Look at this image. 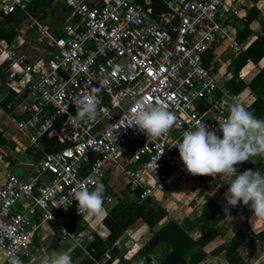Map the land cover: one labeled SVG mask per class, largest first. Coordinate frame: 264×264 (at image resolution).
I'll return each instance as SVG.
<instances>
[{
  "label": "built area",
  "instance_id": "1",
  "mask_svg": "<svg viewBox=\"0 0 264 264\" xmlns=\"http://www.w3.org/2000/svg\"><path fill=\"white\" fill-rule=\"evenodd\" d=\"M28 1L0 0V18ZM52 1L68 10L62 27L50 31L39 19L28 25L41 39L45 58L24 57L20 35L0 52L7 86L20 97L9 120L29 145L47 137L62 145L30 162L23 176L0 171L1 262L10 252L29 258L31 238L50 221L57 225L58 240L68 241L73 234L66 218L82 216L75 200L69 204L72 190L84 184L92 190L90 181L108 167L138 191V202L156 198L172 173L184 171L172 146L184 131L205 123L220 135L219 124L226 119L217 101L200 108L218 83L202 53L224 40L240 50L228 33L229 0H160L165 10L156 14L137 0ZM102 81L100 108L108 115L102 112L94 123L66 124L75 115L76 100ZM137 102L164 103L178 126L158 139L132 127L115 129ZM111 200L103 194V210Z\"/></svg>",
  "mask_w": 264,
  "mask_h": 264
},
{
  "label": "crops",
  "instance_id": "2",
  "mask_svg": "<svg viewBox=\"0 0 264 264\" xmlns=\"http://www.w3.org/2000/svg\"><path fill=\"white\" fill-rule=\"evenodd\" d=\"M227 1L228 0H225L226 3ZM49 3L51 4V1L46 3V5L43 7L44 10L42 8L37 16L26 13V19L24 21L27 22V31L34 32V34L38 36L34 29L29 28L28 25L31 22V19H39L42 23L44 19H47L46 15H48L49 12H45V10H47L46 6L49 5ZM229 3V9L231 8V10H229L227 14V25L229 28L228 33L232 40L238 46H240V50L237 52L234 51V49L229 45V42L227 40H224L215 45L214 48L205 50L201 55L204 66L210 67L213 70L218 83L217 89L200 104V108L204 109L210 104H213L215 101H217L219 105L224 107L225 118L228 115L227 106L230 103H241L247 107L257 97L256 94L246 86V84L264 67V53L258 59H256V62H254L252 59L256 57L257 53L250 54L246 56L244 63L241 65V67H239L236 73L235 81L243 82L245 84L244 88L239 92H231L224 85L225 81L232 77L231 61L234 59V57L241 53H244L246 49H249L251 47V43L257 38V36L264 35V0H229ZM60 7V10H62V6ZM253 9L256 15L255 17H252V19H250V21H248V23L246 24L247 32L242 37L241 31L245 27L243 18L246 14L253 15ZM21 10H25V6ZM43 25L50 31L60 28L58 27V20L56 19L51 20L50 18H48L47 23H43ZM19 28L20 25L18 29ZM18 29L17 35H19ZM16 36L11 41L14 44L16 42ZM25 37V34L20 35V39H22L20 49L22 48L23 39ZM37 39L39 42V46H41V42L39 41L41 39L39 38V36L37 37ZM1 44L2 43H0V45ZM5 46L6 45H4L3 48H5ZM255 49L257 48L252 47L251 50ZM26 58L29 57L26 56ZM262 74L264 75V72H262ZM262 84H264V76L262 77ZM261 87L262 86L260 85L257 89ZM3 95L4 92L0 95V98L3 97ZM258 97H260V99H263L262 95H259ZM8 114L9 112H7L6 109L0 105V171L10 170L11 167L15 164H29L30 162L34 161V150L40 147V141L38 146L29 145L28 141L20 131L19 132L25 141H23L22 137L20 138L18 135L13 136V134H11L12 129L9 127V124L12 126H14V124L9 120ZM258 118L264 119V113ZM18 141L19 143L24 142V145L20 146L18 144ZM9 146L12 150H14L15 153H19L23 150L25 156H28V159L18 160L17 158H14L15 155L12 154L13 152L10 150ZM261 160L264 163V157L256 156L251 158V160L249 161H245L243 165L247 164V162L256 163ZM239 168L241 169V166L238 165V169ZM25 173L26 171L23 173V175ZM179 173H183V175H185L190 181L189 185L185 187V190L188 192L185 193V198L187 199L184 200L185 209L181 210V206L179 204H174L170 199L162 195V192H164L163 183L162 186H159L158 191L155 194L156 198H150L151 200L157 202L166 211V215L157 223L155 228L166 222L168 219H173L191 238H196L199 234V227L202 222L195 225L193 223V219L197 214L200 213L203 197L205 195L209 196L215 201L218 206L217 211L208 221V224L216 230L217 234L202 247V249L205 251V256L197 264H226L222 257L223 251L214 253L211 252V250L220 244H226L238 228H243L244 230L252 231L253 233L261 230L264 227V219L256 217L251 212L250 207H248L244 213L236 216H232L229 213L232 218L225 214L223 209L224 207H227V205L224 200V194L227 191L228 185L222 178L220 179L219 176H193L187 173L185 170ZM115 177L121 178L118 172L108 167L105 169V172L99 179V181L102 182L105 186L104 194H110L112 196L111 202L108 204V206H106L104 210H102L95 216H76L70 214L66 218L65 226L67 227L68 223H72L71 229H69L68 227L67 228L70 232H72L73 236L66 242H60L58 240V236L56 233L57 226L55 222L50 221L46 224L41 225L40 229L31 238L30 243L28 244V250L31 255L29 258H25L22 256V264H38L39 258L44 254H55L56 252L67 251L71 255L75 248L79 249L80 253L73 259V264H78L86 257L91 258V255L85 249V246L88 242L93 240L94 235L98 236L101 240H104L107 236L108 230L105 228L101 221L102 217L106 214V211L114 204V202H116L118 199H122V197L124 196L137 201L138 191L129 189L127 185L126 193L120 191L119 189H121L122 187H119L116 184V180H114ZM220 177L223 176L221 175ZM228 179L230 178H227V180ZM116 185L117 188L116 190H114L113 188L116 187ZM192 185L195 186V189L192 187ZM135 191H137V194H135ZM174 195L178 197L180 195L179 191L176 190V193H174ZM172 209H177L176 211L178 212L176 216L169 214ZM54 226H56V229L54 228ZM155 228L148 227L140 218H137L123 231V233H121L118 238H116L112 242V247H114L113 253L115 255L110 256L108 254V250H105L104 253L93 259L94 264H125L119 258H122L123 260L129 259L131 255L137 249H139L142 244L150 237ZM77 238H81L79 244L76 243ZM196 248L197 246L193 247L192 250ZM169 249L170 247L166 244L157 245L149 254L150 261L148 264H159V257L164 251H168ZM39 250H41L42 254L38 252ZM263 250L264 243H258L256 245L255 254L252 259L249 260L248 264H253L254 261L257 260V255L261 254V251ZM190 252L191 251L185 253L186 260L188 259ZM35 253L36 256H34ZM240 254L243 255L241 252ZM0 264H7V262L0 261Z\"/></svg>",
  "mask_w": 264,
  "mask_h": 264
},
{
  "label": "clouds",
  "instance_id": "3",
  "mask_svg": "<svg viewBox=\"0 0 264 264\" xmlns=\"http://www.w3.org/2000/svg\"><path fill=\"white\" fill-rule=\"evenodd\" d=\"M104 87L105 82L102 81L99 87L93 88L92 94L77 99L75 115H69L66 124L80 126L85 122L94 123L102 112L107 116V111L100 108L99 93ZM227 111L226 119L219 124L220 135L215 129L209 130L205 123H199L184 131L182 139L172 146L178 149L187 173L231 178L224 194L227 207L223 209L230 218V208L242 204L249 206L256 217L264 219V174L259 170L246 169L240 172L238 169L239 164L253 157H264V119L257 118L249 107L241 103H230ZM125 121L115 129L132 127L153 139L167 137L178 126L176 115L162 102H137ZM162 154L163 150L159 157ZM90 183L94 185L92 190L84 184L74 188L70 194L69 204L75 200L80 215L95 216L103 210L105 186L95 179ZM7 264H22L21 257L10 252ZM38 264H73V260L67 251L56 252L42 255Z\"/></svg>",
  "mask_w": 264,
  "mask_h": 264
},
{
  "label": "trees",
  "instance_id": "4",
  "mask_svg": "<svg viewBox=\"0 0 264 264\" xmlns=\"http://www.w3.org/2000/svg\"><path fill=\"white\" fill-rule=\"evenodd\" d=\"M49 1L52 2V0H31L25 4V10H21L19 7L14 6L10 13L3 15L0 18L1 45L4 46L9 44L17 35L19 25L26 19V13L37 16L40 10H42L39 9V6L46 5ZM137 1L144 6H149L152 10V14L165 10V6L160 0H147L148 2H145V0ZM253 12V15L246 14L243 18L245 27L241 31L242 37L247 32L246 24L256 15L254 9ZM252 47L257 49L251 50ZM255 53H257V55L252 59L254 62L264 53V35L257 36L251 43L249 49H246L244 53L237 55L231 61L232 77L224 83L229 91L239 92L244 88L245 84L243 82L235 81L236 73L239 67L244 63L246 56ZM1 69L2 66H0V95L3 92L4 95L0 98V105L10 113L14 103L18 102L20 97L15 96L14 93L9 90L7 86L9 81L7 73L2 72ZM262 72H264V67L246 84L257 96L253 102L247 106L257 118L264 113V84H262V77L264 75ZM260 85L262 87L257 89ZM259 95H262L263 99H260V97H258ZM61 146V144L57 143L52 138H42L40 140V147L34 150L33 158L37 160L45 152L54 151ZM263 166L264 163L262 160L256 163L247 162V164L243 165V169L239 168V171L243 172L246 169H253L254 171L259 170L264 174ZM135 194H137V191H135ZM248 207L249 206L241 204L238 207L230 208L229 213L232 216H236L244 213ZM217 208L218 206L212 198L207 195L203 197L200 213L193 219L195 225L200 222H202V224L199 227L198 236L193 239L173 219H168L155 228L157 223L166 215V211L157 202L150 198H145L137 202L132 198L124 196L122 199H118L114 202L102 217V224L108 230L105 239L101 240L98 236L94 235L93 240L88 242L85 246L91 258L86 257L78 264H94L93 259L104 253L105 250H108L110 256H114L112 242L137 218H140L148 227L155 229L150 237L129 259L123 260L119 258L125 264H148L150 261L149 254L159 244H166L170 247L168 251H164L159 257V264H197L205 256V251L202 247L217 234L216 230L208 224L209 219L215 214ZM56 226H54L55 229ZM67 227L71 229L72 223H68ZM258 243H264V227L255 233L246 231L243 228H238L226 244L216 246L211 252L219 253L223 251L222 257L226 264H248L249 260L252 259L255 254L256 245ZM195 246H197V248L192 250ZM188 251L191 252L186 260L185 253ZM240 252L243 255H241ZM79 253L80 250L75 248L71 253L72 260Z\"/></svg>",
  "mask_w": 264,
  "mask_h": 264
},
{
  "label": "rangeland",
  "instance_id": "5",
  "mask_svg": "<svg viewBox=\"0 0 264 264\" xmlns=\"http://www.w3.org/2000/svg\"><path fill=\"white\" fill-rule=\"evenodd\" d=\"M44 6L45 5H40L39 6V9H42ZM60 6H59V4L57 5V3L54 2V1L51 2V4L49 3V5L46 6L47 10H45V12H49V14L46 15L47 19H44L43 23H47L48 18H50L51 20L52 19H56V20H58V27L61 28L62 25H63L64 17L68 14V10L66 8H64L63 6H62L63 9L60 10L61 9ZM43 10H44V8H43ZM26 23L27 22L24 21L22 24H20V28L18 29L19 35L25 34V36H26L23 39V45H22V48L20 49L21 50L20 53H22L23 56H25V57L27 56L29 58L33 57L34 55L35 56H37V55H40V56L43 55V57L45 58L46 52L43 51L42 48H40L39 42H38V39H37L38 36H36L34 34V32L27 31ZM7 46L8 45H6L5 48ZM5 48H3L2 45H0L1 52L2 51H5ZM9 127L12 129L11 130V134H13V136L18 135L20 138L22 137V135L20 134V132L14 126H12V125L9 124ZM23 141H25L24 138H23ZM18 144L20 146H23L24 145V142L19 143V141H18ZM9 148L13 152V153L12 152L11 153L15 155L14 158H17L18 160L28 159V156H25L23 150L21 152H19V153H15L14 150H12L10 146H9ZM186 178L187 177L185 175H183V173H172L168 177V179L164 182V189H163L164 192H162V195H164L168 199H170L171 202H173L174 204L175 203L179 204L181 206V208H180L181 210L182 209L183 210L185 209L184 200H187L185 198V193H188L185 190L186 189L185 187H187L189 185V183H190L189 179L187 178V180H186ZM219 178L220 179L222 178L227 185L230 183V179L231 178L228 179V180L224 176L223 177H220L219 176ZM114 180H116V184L119 187H122L119 190L126 193L127 192V189H126L127 188L126 187V180L125 179L118 178V177H115ZM112 182H114V181H112ZM117 185H116V187L113 188L114 190H116ZM176 190L179 191V193H180V195L178 197H176V195H174V193H176ZM169 210H170V208H169ZM176 210L177 209H172L169 214H171L173 216H176V214L178 212ZM96 230H97V227H96ZM38 252L40 254H42L41 250H39ZM258 255H260V256H258ZM258 255H257V258H256L257 260L254 261V263L253 262L252 263L253 264H264V250L261 251V254H258ZM34 256H36V253L34 254Z\"/></svg>",
  "mask_w": 264,
  "mask_h": 264
},
{
  "label": "water",
  "instance_id": "6",
  "mask_svg": "<svg viewBox=\"0 0 264 264\" xmlns=\"http://www.w3.org/2000/svg\"><path fill=\"white\" fill-rule=\"evenodd\" d=\"M95 87H99V85H95ZM30 168L29 164H15L11 167L10 172L13 175L22 176L25 171H28Z\"/></svg>",
  "mask_w": 264,
  "mask_h": 264
}]
</instances>
